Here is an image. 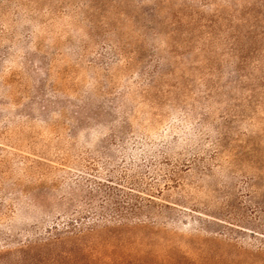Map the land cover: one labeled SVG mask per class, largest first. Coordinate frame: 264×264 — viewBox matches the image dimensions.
<instances>
[{
  "label": "rangeland",
  "instance_id": "rangeland-1",
  "mask_svg": "<svg viewBox=\"0 0 264 264\" xmlns=\"http://www.w3.org/2000/svg\"><path fill=\"white\" fill-rule=\"evenodd\" d=\"M0 264H264V0H0Z\"/></svg>",
  "mask_w": 264,
  "mask_h": 264
}]
</instances>
